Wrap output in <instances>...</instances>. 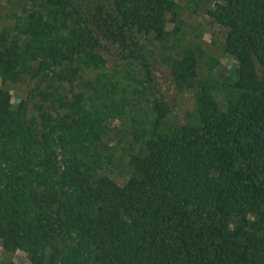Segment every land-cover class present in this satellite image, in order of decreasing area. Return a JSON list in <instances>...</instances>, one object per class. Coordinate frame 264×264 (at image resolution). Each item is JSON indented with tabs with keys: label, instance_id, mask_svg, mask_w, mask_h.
<instances>
[{
	"label": "trees",
	"instance_id": "1",
	"mask_svg": "<svg viewBox=\"0 0 264 264\" xmlns=\"http://www.w3.org/2000/svg\"><path fill=\"white\" fill-rule=\"evenodd\" d=\"M203 3L224 29L223 51L234 60L227 75L203 74V49L186 37L174 0L23 3L0 49V84L34 79L16 107L0 86L6 253L23 251L26 264H264V0ZM72 45L83 55L64 64ZM111 47L114 59L140 66L147 85L138 92L152 95L148 136L123 184L101 171L110 122L135 106L133 90L106 74ZM157 60L176 90H194L191 122L166 123L174 106L153 76ZM76 63L114 93L121 86L122 100L102 101V82L91 96L69 91L83 73Z\"/></svg>",
	"mask_w": 264,
	"mask_h": 264
},
{
	"label": "rangeland",
	"instance_id": "2",
	"mask_svg": "<svg viewBox=\"0 0 264 264\" xmlns=\"http://www.w3.org/2000/svg\"><path fill=\"white\" fill-rule=\"evenodd\" d=\"M25 1L26 0H0V36L4 33L3 36L8 38L5 43L0 45V49L9 46L12 37L7 35V32H5L6 28H8V30L14 28L13 31H15L19 16L22 14L23 8H25V5L23 4ZM174 1L179 4L181 18L187 24L186 27H183V31H186V37L191 38L194 41L198 40L203 49L201 57L204 71L203 74L207 75L209 69H211L213 76L221 74L227 75L230 73L229 70L232 68L234 60L223 51V40L225 36L224 29L212 23L208 16L204 14V0ZM58 17L60 20H64V17L61 14H59ZM70 24L71 22H69V25ZM173 25L172 21L169 20L167 22V26L170 28ZM62 33L70 37V32L67 28L63 29ZM200 35L201 38H199ZM111 48V51L113 52L104 51L103 54L107 59L106 74L108 73L112 80L116 78L117 81H120V85L127 88L128 91L133 90L135 94H128V97L131 98V102L129 101L130 104L135 100V106H132L131 108L133 109L131 110L130 105H126L124 108V115L121 116V119L112 120L110 122V130L108 131V134L103 137L102 141V144L103 146H106V149L102 151L104 165L101 171L113 178L119 184H123L130 175L131 168L128 163L130 154L138 152L143 139L148 136V133L146 132L150 129V122L152 120V116H149V105L152 100V95L149 90L145 92V96L138 92L143 85H147L141 75L140 66L130 61L124 62L114 59L116 53L114 52L115 48ZM66 51L67 56L73 55V58H67L64 61V64H71L73 60H77L78 55V58L83 55L81 45H72ZM8 54L9 52L5 55L6 58H8ZM152 55L156 56L157 53ZM73 65L79 68L80 73H83L74 81V86L67 87L69 91L72 89L76 91L83 90L86 92V96H91L93 93V87L96 86L101 89L100 91H103L102 86L105 81H107L106 79H101L103 85L100 84L101 82L97 84L96 71L83 69L81 63ZM211 66H213V69ZM153 76L156 77L161 86L162 92L167 96L168 102L174 106L173 111L166 118V123L169 125H178L191 122L194 119L193 117L195 114L194 90H176L171 82L168 69L158 60L153 66ZM33 84L34 79L28 75H23L20 78L17 76L13 79H7V81L0 84V86L9 92V95L11 96V106L16 107L22 99L28 98V89ZM128 84H130V86L126 87ZM106 87V97H102V101L108 100L107 102L110 103V96L113 95L115 101L122 100L121 94L123 89L121 86L118 85L120 89L117 87L115 93L111 87ZM66 93L69 97L70 92L67 91ZM112 103L115 105L114 102ZM139 116H141L142 120H137V117ZM10 263L26 264V254L19 250L6 253L0 244V264Z\"/></svg>",
	"mask_w": 264,
	"mask_h": 264
}]
</instances>
